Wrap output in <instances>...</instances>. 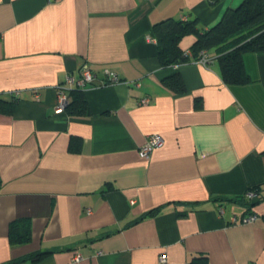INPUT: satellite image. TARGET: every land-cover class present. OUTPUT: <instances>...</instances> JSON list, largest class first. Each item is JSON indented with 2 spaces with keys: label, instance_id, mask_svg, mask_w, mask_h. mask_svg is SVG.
<instances>
[{
  "label": "crops",
  "instance_id": "obj_1",
  "mask_svg": "<svg viewBox=\"0 0 264 264\" xmlns=\"http://www.w3.org/2000/svg\"><path fill=\"white\" fill-rule=\"evenodd\" d=\"M241 1L0 0V96L18 91L0 110V264H264V52L243 55L248 83L227 84L214 49L163 66L151 30L209 29ZM84 65L89 113L55 112L57 84ZM174 71L182 92L162 81ZM151 133L163 141L145 157ZM13 222L28 240L11 241Z\"/></svg>",
  "mask_w": 264,
  "mask_h": 264
},
{
  "label": "trees",
  "instance_id": "obj_2",
  "mask_svg": "<svg viewBox=\"0 0 264 264\" xmlns=\"http://www.w3.org/2000/svg\"><path fill=\"white\" fill-rule=\"evenodd\" d=\"M152 34L157 40L158 57L163 66L181 63L191 59L183 55L180 42L185 35L194 34L195 41L191 45L192 56L197 58L201 50L214 49L219 53L218 60L222 78L227 84H245L251 78L243 64V55L251 52H264V0H242L236 7L225 10L221 19L209 29L200 30L197 19L165 18L152 26ZM163 83L176 92L185 89L178 71L162 79ZM70 101L65 108L69 114L85 115L89 107L82 88H72ZM10 100L0 96V110L9 109L16 95L10 94ZM255 190V187L249 190ZM253 205L259 198L249 199ZM156 209L147 214L154 213ZM22 226L11 223L9 236L13 242H23L30 237V227L27 222ZM47 251L34 254L32 260L47 255ZM189 264H207V257L195 256Z\"/></svg>",
  "mask_w": 264,
  "mask_h": 264
},
{
  "label": "built area",
  "instance_id": "obj_3",
  "mask_svg": "<svg viewBox=\"0 0 264 264\" xmlns=\"http://www.w3.org/2000/svg\"><path fill=\"white\" fill-rule=\"evenodd\" d=\"M183 55L186 57H191L192 52L190 49L183 50ZM197 62L206 65L211 61V57L208 54L206 49L200 51L199 56L196 58ZM178 64V63H176ZM172 64V65H176ZM104 79L101 81L102 83H114L119 81V77L117 74L109 69H104ZM97 79L96 73L88 66H82L77 75L67 74L64 78V81L61 84H57V103L55 106V112H62L65 111L66 106L68 105L70 98L66 93V90L70 88H84L87 84L93 83ZM12 94H18V91H12ZM38 97V94H36ZM148 98H142L141 103L146 104L148 103ZM163 141V138L158 133H151L148 134L146 137L145 142L139 148L140 154L145 157H149L151 152L158 147ZM246 195L249 199H256L258 194L255 190H248ZM89 211V209H87ZM256 218V215L251 214L247 217H244L242 220L245 222H250ZM235 220V218H233ZM81 255L79 253L74 255V260H79ZM160 262H166V255L163 253L159 256Z\"/></svg>",
  "mask_w": 264,
  "mask_h": 264
}]
</instances>
